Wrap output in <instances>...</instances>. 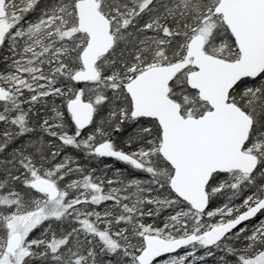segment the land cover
<instances>
[{"label":"snow or ice","instance_id":"obj_1","mask_svg":"<svg viewBox=\"0 0 264 264\" xmlns=\"http://www.w3.org/2000/svg\"><path fill=\"white\" fill-rule=\"evenodd\" d=\"M0 264H264V0H0Z\"/></svg>","mask_w":264,"mask_h":264}]
</instances>
